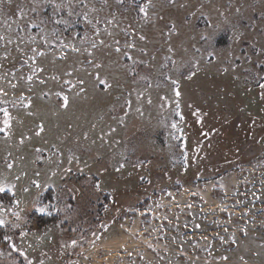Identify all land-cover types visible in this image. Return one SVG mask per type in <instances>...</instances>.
Instances as JSON below:
<instances>
[{
    "label": "rangeland",
    "instance_id": "rangeland-1",
    "mask_svg": "<svg viewBox=\"0 0 264 264\" xmlns=\"http://www.w3.org/2000/svg\"><path fill=\"white\" fill-rule=\"evenodd\" d=\"M147 2L0 6V264H264V0Z\"/></svg>",
    "mask_w": 264,
    "mask_h": 264
},
{
    "label": "snow or ice",
    "instance_id": "snow-or-ice-1",
    "mask_svg": "<svg viewBox=\"0 0 264 264\" xmlns=\"http://www.w3.org/2000/svg\"><path fill=\"white\" fill-rule=\"evenodd\" d=\"M7 2L9 4H11L12 3V0H7ZM117 2L120 3V4H123L124 3V0H117ZM4 3H5V0H0V6H2ZM150 4H151V0H148L147 3L139 6V12L140 13H143V15L145 17L148 16V7H149ZM20 14H21V16L23 15L22 10L20 11ZM89 23H91V21H89ZM172 27L174 29L175 28V25H173ZM109 35H111V33H109ZM203 38L204 39H208V37H203ZM140 39L143 40V39H145V37L141 36ZM99 43L100 44H103L104 41L101 40ZM117 43H119V42L117 41ZM95 47H96V45L93 44V48H95ZM127 47L134 48L135 47V44L134 43L128 44ZM75 50L76 51H79L78 49H75ZM33 51L35 52L36 50L33 49ZM116 51L119 52L120 49L119 48H116ZM38 55L43 56L44 53L43 52H40V53H38ZM125 55H127V53H125ZM209 55L211 56V55H214V54L213 53H210ZM32 59L35 60V56H33ZM129 59H131V57H129ZM96 67L99 68V67H101V65L97 64ZM37 70L38 71H43V69H37ZM223 71L227 72L228 69L227 68H224ZM192 75H195V73H193ZM190 78L191 77H189V79ZM28 79L31 80L32 77L29 76ZM97 79L99 80V83L102 84V85H104L105 87H111V85L108 84L106 80L100 79L98 74H97ZM83 83H84V81L81 80L80 81V84L83 85ZM174 83H177V82H174ZM258 86H259L260 89L264 90V83H260ZM13 87H15V86L13 85ZM81 91H83V88L81 89ZM175 94H176L177 97L180 96V92L178 90L176 91ZM261 96L264 97V91L261 92ZM68 104H69L68 97L67 96H64L63 97L62 106L64 108H67L68 107ZM177 107H179V105H177ZM0 111H2L4 113V115H5V120H4L5 128L4 129H0V130L7 131V129L10 127L11 116L8 113V110L6 108L0 109ZM172 126L174 128L176 127L175 124H173ZM39 131L40 132H43L44 131L43 124H41L39 126ZM9 167H11V165H9ZM120 167L123 168L124 165L121 164ZM14 187H15L14 185H4V186H0V193L5 192V189L7 188L8 190L12 191V195L15 196ZM97 187H99V185H97ZM25 191H28V189H25ZM19 204H20V201L19 200H16L15 201V205L18 207ZM34 209L36 211H39L40 213H46L47 215H51V212L48 211L47 206H45V207H37V206H34ZM21 211H23V209H21L20 211H13L12 212V215L16 218L15 219V222H10L4 215L0 214V227L7 228L9 226V224L11 223V226L13 228H20L21 227V224L19 223V221L22 219V217H21ZM57 211H59V209H57ZM3 212H4L3 206H2V204H0V213H3ZM20 234H21V236L27 235V233H25V232H21ZM4 239L5 240H8V241H11V237L10 236H7V235H5ZM72 243L75 244L76 241H72ZM11 247L15 251H17L21 256H24V258L27 259V254L25 252H23L20 248H18L15 243H11ZM221 259L227 260L228 258L227 257H221ZM28 264H33V261L32 260H28ZM40 264H43V261H41Z\"/></svg>",
    "mask_w": 264,
    "mask_h": 264
},
{
    "label": "trees",
    "instance_id": "trees-1",
    "mask_svg": "<svg viewBox=\"0 0 264 264\" xmlns=\"http://www.w3.org/2000/svg\"><path fill=\"white\" fill-rule=\"evenodd\" d=\"M217 41L221 42L222 39H218ZM52 193H53V190L49 188L48 190H46V192H44L42 197H45V198H47L48 196L50 197ZM34 217H35L37 225L40 227L46 226L50 222L56 220V217L54 218L53 216H48L47 214H35Z\"/></svg>",
    "mask_w": 264,
    "mask_h": 264
},
{
    "label": "built area",
    "instance_id": "built-area-1",
    "mask_svg": "<svg viewBox=\"0 0 264 264\" xmlns=\"http://www.w3.org/2000/svg\"><path fill=\"white\" fill-rule=\"evenodd\" d=\"M31 219H34V216H33V217H31Z\"/></svg>",
    "mask_w": 264,
    "mask_h": 264
}]
</instances>
